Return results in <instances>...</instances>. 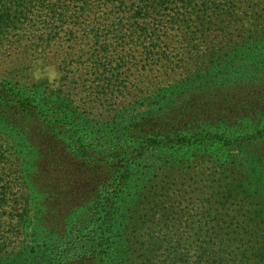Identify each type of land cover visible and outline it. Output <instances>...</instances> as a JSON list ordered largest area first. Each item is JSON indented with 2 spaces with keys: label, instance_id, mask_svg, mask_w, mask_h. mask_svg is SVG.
Segmentation results:
<instances>
[{
  "label": "trees",
  "instance_id": "1",
  "mask_svg": "<svg viewBox=\"0 0 264 264\" xmlns=\"http://www.w3.org/2000/svg\"><path fill=\"white\" fill-rule=\"evenodd\" d=\"M254 45L264 50V0H0V48L55 58L56 91L67 100L53 101L48 85L0 81V127L22 134L23 121H45L68 157L61 170H77L62 180L60 164L26 172L13 146L0 144V264L19 253L34 193L58 210V193L82 183L74 193L93 202L88 232L76 226L79 240L54 246L46 264H264V121L255 124L264 104L244 113L255 121L250 133L241 124L213 132L176 120L212 87L207 78L196 72L174 84L183 67L232 62ZM253 61L251 78L264 92L262 51ZM180 93L185 106L163 109ZM119 104L147 112H128L135 125L118 134ZM218 152L234 162L207 173ZM191 157L194 168L184 169ZM15 264L32 263L18 256Z\"/></svg>",
  "mask_w": 264,
  "mask_h": 264
},
{
  "label": "rangeland",
  "instance_id": "2",
  "mask_svg": "<svg viewBox=\"0 0 264 264\" xmlns=\"http://www.w3.org/2000/svg\"><path fill=\"white\" fill-rule=\"evenodd\" d=\"M253 31L255 29L249 28L250 34L248 37L253 35ZM239 34L236 33L234 35L236 42L240 40L237 37ZM256 47L255 45L254 47L247 46L248 49L243 51V53L239 52L234 55L235 59L232 62L230 60L228 63H222L220 60H217L214 64H199L179 69L174 76L176 80L174 84L176 82L184 84L188 79H192L197 72L198 75L203 76L201 81L204 84L208 83L212 85V87L205 92L199 93V98L195 100L198 102L195 108L183 109L184 112L180 113L176 120L180 122L186 121V123L203 121L208 124L207 130L212 129L211 131L213 132L222 127L223 129H228L229 126L237 127L235 124H241L242 129L245 131L244 133H250V128H254L255 121H248L247 118H243L244 113L245 111H249L248 109L250 108H256L257 105L264 104V92L258 90L259 88L255 80L251 78L254 69L258 68L256 65L259 64L253 61L254 53L260 50L264 55V50L259 46ZM257 49L258 51H256ZM228 51L235 54L236 50L231 51L229 49ZM55 65V58L49 62L46 60H35L13 47L4 46L0 48V81L17 85L30 91L36 90V87L43 88L48 85L50 86L48 92L52 100L58 104L62 102L65 105L67 103L66 98L63 95H59L56 91V85L58 84L55 80L58 78V71ZM214 72L218 74L216 75ZM205 73H207V76ZM221 73H224L226 76L221 78ZM204 78H207V83L204 81ZM199 84L200 82L195 83L192 88L198 87ZM186 98L185 93H180L178 94V98L164 101L162 107L163 109L169 108L168 112H176V109L178 112V108L184 105ZM172 104L173 110L170 107ZM117 109L115 113L121 114L120 117H123L116 128L118 134L125 132L131 125H135L133 116L127 115L128 112L136 113L138 110L139 113L137 114H140L139 116H142V112H147V109L143 106L131 110L127 104H119L117 105ZM219 117L224 118L227 125H223ZM11 118H13L12 113L8 114L7 119ZM65 121L66 124H61L62 127L69 126L74 121V118ZM263 121L264 119L255 124L261 126ZM23 123L24 130L22 134L0 127V144L7 141L9 146H13L10 151L12 154L14 153V159L19 163L18 165H20L21 170L25 169L26 172H36L37 170L50 169L52 164H60L62 167L55 174V180H62L64 176L68 177V173H76L77 170L69 171L67 174L65 170H61L64 168L62 163H66L68 157L62 151L57 150L59 145L53 144L52 138H50L52 136L51 130L47 129L45 121L35 122L29 120L23 121ZM74 123L77 122L75 121ZM55 130L58 132L59 128L57 127ZM182 138L183 136L180 134L177 140L181 141ZM217 139L222 138H215V142H221V140ZM124 141L122 142L123 144L125 143ZM259 145L262 146L261 148H264V141L259 143ZM219 148L217 146L215 151ZM211 151L214 154L213 152L215 151ZM86 157L87 155H80L79 159L81 160V158L84 159ZM192 159L194 158L191 157V160L188 161L190 164L183 166L184 169L187 167H190V169L194 168V161ZM232 159H227L224 154L218 152V156H215L213 159L215 164L212 165V168L207 167L204 170H207V173H215L216 169L219 170V167L228 160L232 164L234 162ZM157 162H161L160 158L157 159ZM147 168H150V165ZM148 172L151 173L152 171ZM76 185L72 189L58 193L57 200L62 203L57 208L58 210L54 208L51 210L47 207L48 198L46 196L39 193L33 194L35 201L31 206L32 210L28 214V221L24 225V235L19 244L20 254L15 251V256L12 258V254H7L5 258L9 260L3 262V264H15L18 261V256L21 260L27 258L32 264H46L49 252L54 246L61 245L65 248L66 245L79 240L76 238V232L79 229L76 226L83 227L84 234H87V227L89 225L87 219L89 220V217H91L88 214L89 212L94 214V210L92 209L93 202H90L88 199L78 201L79 196L74 193L75 189L78 188ZM82 186L83 183L81 184V188L77 190L80 191ZM87 186L89 187L90 185L88 184ZM75 200L78 202L77 205L75 208H70L69 205L75 204ZM66 205L69 208L64 210L62 207H66ZM81 222L84 223L81 224ZM21 228L22 225L19 226V229Z\"/></svg>",
  "mask_w": 264,
  "mask_h": 264
}]
</instances>
